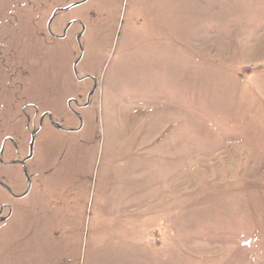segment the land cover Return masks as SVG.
Segmentation results:
<instances>
[{"label": "rangeland", "instance_id": "obj_1", "mask_svg": "<svg viewBox=\"0 0 264 264\" xmlns=\"http://www.w3.org/2000/svg\"><path fill=\"white\" fill-rule=\"evenodd\" d=\"M76 1L0 0V264H264V0Z\"/></svg>", "mask_w": 264, "mask_h": 264}, {"label": "flooded vegetation", "instance_id": "obj_2", "mask_svg": "<svg viewBox=\"0 0 264 264\" xmlns=\"http://www.w3.org/2000/svg\"><path fill=\"white\" fill-rule=\"evenodd\" d=\"M66 6V5H65ZM64 6H59V7H57V8H63ZM58 11H61V10H57V12ZM75 20H77V19H75ZM75 20H69L67 23H66V25L64 26V28L62 29V33L61 34H55V33H53V35H51L53 38H59V37H61V36H66V33H67V30L69 29V27L73 24V23H78L79 25H80V22H76ZM79 21V20H78ZM49 24H50V22H48V24H47V30H48V27H49ZM66 30V31H65ZM81 35V33L80 34H77V38L79 37ZM84 104H86L85 102H84ZM83 104V105H84ZM85 106V105H84ZM35 132V130L34 129H32L31 131H30V138H31V136H32V134ZM7 139H4V142L6 141ZM29 141H30V139H29ZM2 150H3V146L1 147V155H2ZM27 154H28V152H27ZM2 157V156H1ZM0 157V164L2 165V166H7V165H10L11 163L9 162V161H6V160H4V158H1ZM23 159H24V157H23ZM20 161H22V159H16L15 160V163H20ZM28 161V159L27 160H25V162H27ZM5 181H4V177H1L0 178V187L3 189V195H1L2 197H5L4 195H5V193H7V196L8 195H10V190H9V188H7V184L6 183H4ZM24 193V192H23ZM14 197V196H13ZM10 210H11V208H10V205H9V203L7 202V201H2V202H0V224L5 220V218L10 214Z\"/></svg>", "mask_w": 264, "mask_h": 264}, {"label": "water", "instance_id": "obj_3", "mask_svg": "<svg viewBox=\"0 0 264 264\" xmlns=\"http://www.w3.org/2000/svg\"><path fill=\"white\" fill-rule=\"evenodd\" d=\"M81 3V2H80ZM79 2H75V3H72V4H68L66 7H64V8H62V9H68V8H71V7H74V6H77L78 4H80ZM57 10V9H56ZM55 10V11H56ZM55 11L53 12V14L51 15V17H50V20L53 18V16H54V13H55ZM66 31V30H65ZM34 136H35V132L32 134V136H31V140H30V142H31V144L33 143V140H34ZM30 144V145H31ZM31 151V150H30ZM30 151H29V155L27 156V158H30V156H31V153H30ZM22 162H24V160L22 161ZM27 178V182L29 181V179H28V177H26ZM29 183L30 182H28V186H29ZM8 188V187H7ZM27 192H25V194H26ZM24 194V195H25ZM7 218V217H6ZM6 218H5V220H6Z\"/></svg>", "mask_w": 264, "mask_h": 264}, {"label": "crops", "instance_id": "obj_4", "mask_svg": "<svg viewBox=\"0 0 264 264\" xmlns=\"http://www.w3.org/2000/svg\"><path fill=\"white\" fill-rule=\"evenodd\" d=\"M81 22H83L81 19H79Z\"/></svg>", "mask_w": 264, "mask_h": 264}]
</instances>
